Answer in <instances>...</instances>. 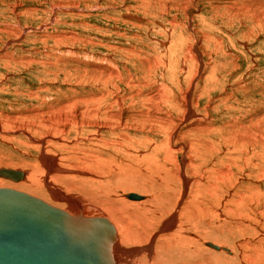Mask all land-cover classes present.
<instances>
[{
    "label": "rangeland",
    "instance_id": "374dc122",
    "mask_svg": "<svg viewBox=\"0 0 264 264\" xmlns=\"http://www.w3.org/2000/svg\"><path fill=\"white\" fill-rule=\"evenodd\" d=\"M185 96L202 128L180 123ZM171 134L185 146L166 157ZM263 137L264 0H0V168L44 169V154L104 180L66 181L80 203L108 206L123 187L167 205L180 189L168 172L186 157L182 229L166 231L159 264H264ZM202 240L236 258L206 253Z\"/></svg>",
    "mask_w": 264,
    "mask_h": 264
},
{
    "label": "bare ground",
    "instance_id": "6f19581e",
    "mask_svg": "<svg viewBox=\"0 0 264 264\" xmlns=\"http://www.w3.org/2000/svg\"><path fill=\"white\" fill-rule=\"evenodd\" d=\"M191 58L193 59L195 57L190 56V59ZM106 70H108V69H106ZM108 73L111 76V73H113V72L111 71ZM188 100H189V98L187 96H185L183 103L179 104V105L177 104L178 105L177 108H179L181 113H182V118L180 120V123H183V125H185V126L186 125H188V126L193 125L196 128L197 127L202 128L204 126L203 124H198V122H192V121H191L192 123H190L188 121L190 119H188L187 117L192 118L193 113L195 114V112H193L194 109L193 110L191 109V105L189 104ZM115 116H116V114L115 115L111 114V116H109V117L112 120V119H114ZM115 119H116V117H115ZM154 119L157 120L156 117H154ZM116 120H117L118 124H121L123 118L120 115H118ZM187 123H189V124H187ZM74 124H75V122H74ZM87 125L91 126V125H93V122L89 123ZM97 125L99 126L98 123H97ZM100 126H101V124H100ZM102 126L106 127V125L105 126L102 125ZM62 128H65V125L64 126L62 125L61 129ZM199 128H197V129H199ZM99 129H100V127H99ZM189 129H190V127H189ZM168 137H169L168 140L163 142V145H164L163 148L166 150V152H168V153L165 152L166 153L165 156L167 154L169 156H171V154H174L176 152L175 149H177L178 150L177 152H179V149L182 150V148H183L181 146H185L183 144L182 145L179 144L180 147L174 149V147H176V146H175V142H174V144L171 143V139H173L172 134ZM39 141L42 142L43 140L42 141L39 140ZM167 145H168V147H167ZM42 148H43V146H42ZM184 148H186V147H184ZM184 151H186V150H184ZM43 155L44 154H42L40 157V163L45 170L39 166L38 161L34 162V163H25L26 165H28V168H27L28 171L23 170V172L18 171V170L13 169V168H10V167L9 168L8 167L0 168V170H5V171L11 172V174L9 176H2L0 174V189L11 190V191H15V192L27 195V196L32 197V198H34V199L52 207V208L58 209L59 211L65 213L66 217H64L65 218L64 220L68 222V223H66L67 225H72L73 228L71 227V231H73V229L77 227V228H79V230L91 229V230H94L95 232L101 234V237L98 238L97 240H94V241H93L92 237H90L87 241L74 239L76 242L80 243V246L79 245H77V246L81 247L84 252H87V254L89 253L90 257H92V256L96 257L99 260L100 264H159V261H158L159 258L157 255L161 254L160 250L163 251L164 253L166 250H168V247H169L168 242H170L169 239L171 237H173V236H171L172 233L171 234L167 233L168 232L167 230L175 227L173 232L177 233V232H181V229H182L181 226L183 224L182 225L179 224L180 223L179 221H177L179 223L176 222V220H178V218H179L178 216H176V215H179V213L176 212L177 211L176 209H178L179 203H181L182 200L184 202L183 197H185L186 191L188 189L187 188L188 176L186 175V171H185V169H186L185 167L188 165V159L186 157H183L186 161L182 160L183 168L180 166H178V167L175 166L176 169H174L173 171H171V172L167 171L169 174H171V176H173L172 177L173 179L176 177L177 180L179 181V184H180L179 185L180 189H179V193H178L179 195H178V198H177L175 204H172L173 203V201H172V203L164 205L162 202H160V200H162V199L158 200L157 196H155V197H154V195L148 196L146 193L147 191H145V188H143L144 190L142 189V191H134L131 189H124L122 187V190H121L122 192L120 194L121 196L117 194V196L118 197L120 196V198L116 197L117 199H114L113 201H111L112 203L109 202L110 204L108 206L106 205L104 207V206H102L101 203H100V205L92 204V203H90L91 202L90 200H89L90 202H88V200L86 201L83 197H81V199L83 198L82 200H85L86 202L84 201V203H80L82 201L80 200V202H79V200L74 197V194L72 195L73 190L76 189L75 186L74 187L73 186L68 187L65 183L66 181H78L79 185L89 188L90 185L93 187H95V185H98L99 187H100V185L103 186L102 182L104 180L102 181V180H100V178H95V177L93 178L92 177L93 175L91 176V173L89 171H88L89 172L88 173L87 171L81 170L79 168L76 169V171H74L75 168L73 171H71L72 169H70V170L67 169L68 172L61 169L59 167L60 165L58 166L59 168H55L53 166V164L45 158L46 156L44 157ZM168 155L166 157H169ZM184 155H185V153H184ZM263 155L264 154H262V156ZM185 156H187V155H185ZM47 158H49V157H47ZM52 162H54V159L52 160ZM169 162H170V160H169ZM167 169H170V168H167ZM164 170L166 171V169H164ZM45 171H46V174H45ZM222 172H225V171H222ZM16 173H21V177L19 178ZM260 178H261V176H260ZM47 179H48V181H47ZM93 184H95V185H93ZM104 185H105V183H104ZM58 186L64 187V190L68 193V194H64L65 198H63V196H61L62 193L59 192L60 190H59ZM98 186H96V187H98ZM157 186H158V184H157ZM107 187H108V185H107ZM150 187H152V186H150ZM211 187H212V185H211ZM95 188H94V190H95ZM117 188H119V187H117ZM90 189H92V187ZM90 189H86V190H89V192H90ZM168 189H170V188H167V190ZM83 192H86V191H83ZM89 192H88V195L90 196ZM97 193H100V192L96 191V194ZM96 194H95V196H96ZM86 195H87V193H86ZM75 196H77V198L80 197L77 194ZM167 197L169 198V195H167ZM96 198H97V196H96ZM60 200H64L65 202L64 203H57ZM70 200H72V201H70ZM167 201H169V200H167ZM70 203H74V205H71ZM102 203H104V202H102ZM66 204H67V208H65ZM116 205H117V207H116ZM183 205H182V207H183ZM160 207L162 208V210L160 209ZM159 209H160V212H159ZM155 214H156V216L159 217V219L161 220L160 221L161 223L163 221H165V222L161 225L160 228H158V229L156 228L157 230L155 232L151 233V235H150V231H151L150 230V228H151L150 224L153 223V219L155 218ZM175 217H177V219ZM175 223H177V225ZM157 231H160L161 234L156 233ZM162 232H165V233H162ZM74 235H77V234L74 233ZM189 235L191 238L194 236V234H191V233ZM177 236L179 238V235H177ZM156 237L158 239V243H156V246H155L154 241H156L155 240ZM174 237H176V236H174ZM194 241H195V239H194ZM153 243H154V246L156 247V249L153 246ZM181 243H183V242H181ZM184 243H185V241H184ZM68 245L71 248H73L72 245H75V243L72 240H70V243L68 242ZM210 245L217 247V249L211 248ZM202 247L206 253L213 254L214 257L215 256H221L224 259V261H226V262H230L234 258H236V257H234V255H235L234 250L235 249L230 250V248L228 246H226L224 244H220V243L218 244L217 241L214 243L213 240L210 242L206 241V240H202ZM74 248H75V246H74ZM93 251H95L96 253L94 254ZM182 253L183 252H181V254ZM178 254H179V252H178ZM178 254H177V256H178ZM181 254L178 257L176 256L175 258L177 260L182 261L184 259L186 261L187 257L185 258V256H184V258H182ZM174 255H176V254L169 252L164 256H167V257L173 259ZM162 258H163V256H162ZM162 258L160 257V259H162ZM164 259H165V257H164ZM162 260H160V261H162ZM235 260H237V259H235ZM166 261L169 262V260H166ZM208 261H205L203 263L208 264ZM182 262L183 263H181L179 261L178 264H188L186 262L184 263V261H182ZM170 263H173V262H170ZM165 264H166V262H165ZM193 264H197V263L193 262Z\"/></svg>",
    "mask_w": 264,
    "mask_h": 264
},
{
    "label": "water",
    "instance_id": "95a60500",
    "mask_svg": "<svg viewBox=\"0 0 264 264\" xmlns=\"http://www.w3.org/2000/svg\"><path fill=\"white\" fill-rule=\"evenodd\" d=\"M0 174L9 176L11 172L0 170ZM64 217L65 213L32 197L0 189V264H100L74 239L92 237L94 241L101 234L77 227L71 231L72 225ZM70 240L75 243L73 248L68 245Z\"/></svg>",
    "mask_w": 264,
    "mask_h": 264
}]
</instances>
